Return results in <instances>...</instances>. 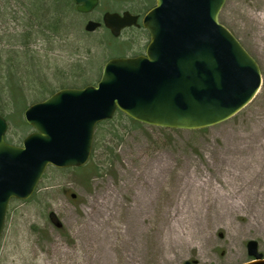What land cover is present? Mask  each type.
Listing matches in <instances>:
<instances>
[{"label":"rangeland","instance_id":"obj_1","mask_svg":"<svg viewBox=\"0 0 264 264\" xmlns=\"http://www.w3.org/2000/svg\"><path fill=\"white\" fill-rule=\"evenodd\" d=\"M55 1L0 0V116L13 146L33 130L7 79L29 107L48 91L95 86L108 60L140 55L149 41L144 30L113 38L84 26L114 4L143 16L154 0H99L85 15L60 0L65 10L49 15ZM58 18L63 32L42 23V37L40 23ZM218 20L260 70L253 101L199 131L134 126L119 114L97 126L84 167H48L29 199L10 202L0 264H246L249 241L264 259V0H225Z\"/></svg>","mask_w":264,"mask_h":264},{"label":"water","instance_id":"obj_2","mask_svg":"<svg viewBox=\"0 0 264 264\" xmlns=\"http://www.w3.org/2000/svg\"><path fill=\"white\" fill-rule=\"evenodd\" d=\"M72 1L83 14L97 5ZM154 3L141 22L149 36L144 54L110 59L95 86L61 89L28 107L23 119L33 133L20 147L4 141L7 123L0 116V237L9 202L29 199L48 167L85 166L97 125L116 113L149 127L199 131L228 121L256 97L260 70L218 20L225 0ZM137 20L128 12L106 13L102 24L117 38L138 27ZM100 26L89 21L84 32ZM246 248L253 259L246 264H264L255 241Z\"/></svg>","mask_w":264,"mask_h":264},{"label":"trees","instance_id":"obj_3","mask_svg":"<svg viewBox=\"0 0 264 264\" xmlns=\"http://www.w3.org/2000/svg\"><path fill=\"white\" fill-rule=\"evenodd\" d=\"M31 1H33V0H31ZM55 2L56 3L53 5L54 6L53 11L51 13L49 12V15H52V14H54V15L55 14H60L61 12H63L65 10L64 9L65 5H68L66 1L56 0ZM59 20L60 19L58 18L57 20L54 21V23H50L48 21L47 22H41L40 23V27H39L40 35L42 37H44L43 35L46 34V31H43V28L41 26L42 23H45L46 24V30L49 33H51V34H54L55 37H57V34H60L64 30L63 24L60 23ZM41 21H42V19H41ZM23 41H24V39L22 40V42ZM8 58H9L8 59V63H10L12 66H13L12 63H16V61H17V57H13L12 53H8ZM33 76H35V74H33ZM19 82H20V80H19ZM11 84L13 85V82L11 81V79H7V86H8V92H9L10 102H12V104L14 105L15 110L20 113L21 111H23V110H25L27 108V102L24 100L23 95H22V92H20L19 90H17ZM39 92H41L42 95H43V94H45L47 92V88L45 87V88H43ZM51 94H53V91H48L45 95H43V97H45L47 95H51ZM117 114H119L120 117H123L122 114H120V113H117ZM126 120L128 122H130L134 126H140L141 125V124L136 123V122H134V121H132V120H130L128 118H126ZM103 123H106V122H103ZM101 124H99V125H101ZM95 148H96V145L93 144V146H92V153L95 150Z\"/></svg>","mask_w":264,"mask_h":264},{"label":"flooded vegetation","instance_id":"obj_4","mask_svg":"<svg viewBox=\"0 0 264 264\" xmlns=\"http://www.w3.org/2000/svg\"><path fill=\"white\" fill-rule=\"evenodd\" d=\"M70 2L74 5L76 12H78V11H77V6L73 3L72 0H70ZM110 6H111V5H110ZM98 7H99V0H97V5L95 6V8H94L91 12H89V13H85V14H90V13L96 11ZM117 8H118V9H117ZM150 9H151V8H150ZM150 9H149V10H150ZM149 10H148V11H149ZM148 11H147V12H148ZM102 12H104L103 16H104L106 13H117V14L122 15L123 13L128 12V13L131 14L132 16H136V17L138 18V20H137L138 23H139V26H138V27H130V28H127V29L123 30L122 32L127 31V30H130V29L144 30V29H142V27H141V21H142L143 16H144L147 12H146L143 16H141L139 13H136V12H134L133 10H130V9L121 11V10L119 9L118 4H114V5H113V8H106V9L103 8ZM78 13H79V12H78ZM81 14H83V13H81ZM85 14H84V15H85ZM103 16H102V18H103ZM102 18H101V21L99 22V23L101 24V26H100L98 29H100L101 27H103L107 32H109V31H108V30L102 25ZM88 22H89V21H88ZM88 22H87V23H88ZM93 22H95V21H93ZM98 29H97V30H98ZM97 30H96V31H97ZM144 31H145V30H144ZM122 32H121V33H122ZM109 34H110V32H109ZM140 55H143V53L140 54ZM136 56H139V55H136ZM133 57H135V56H133Z\"/></svg>","mask_w":264,"mask_h":264},{"label":"bare ground","instance_id":"obj_5","mask_svg":"<svg viewBox=\"0 0 264 264\" xmlns=\"http://www.w3.org/2000/svg\"><path fill=\"white\" fill-rule=\"evenodd\" d=\"M226 191H227V193H229V196H230V194H231V191H229V190H226ZM249 196H250V195H249ZM249 196H248V197H249ZM178 239H179V240H182V238H181V237H178Z\"/></svg>","mask_w":264,"mask_h":264}]
</instances>
